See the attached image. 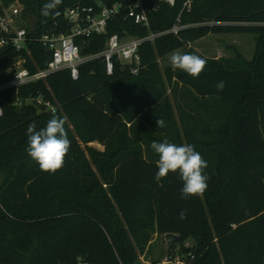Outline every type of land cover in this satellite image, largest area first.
<instances>
[{"label": "trees", "instance_id": "obj_1", "mask_svg": "<svg viewBox=\"0 0 264 264\" xmlns=\"http://www.w3.org/2000/svg\"><path fill=\"white\" fill-rule=\"evenodd\" d=\"M0 1L20 6L26 26L41 36L68 32V9L122 0H62L58 15L47 18L41 7L48 0ZM187 1L162 3L150 29L120 17L108 36L78 42L87 57L101 53L114 34L147 37L178 21L187 26L142 45L138 76L119 65L109 76L96 60L80 66L78 80L63 71L2 94L0 264H141L154 235L173 238L187 264H264V0H191L190 9ZM225 33L256 35L254 60L211 59L192 48ZM30 48L31 56L0 49V84L19 58L32 72L46 67L50 53L37 43ZM178 51L206 59L199 77L160 69L158 61ZM53 114L65 120L71 147L64 167L50 174L26 148L28 126L39 130ZM165 139L193 145L207 161L202 196L184 199L178 173L155 180L151 144ZM185 209L187 218L178 219Z\"/></svg>", "mask_w": 264, "mask_h": 264}, {"label": "built area", "instance_id": "obj_2", "mask_svg": "<svg viewBox=\"0 0 264 264\" xmlns=\"http://www.w3.org/2000/svg\"><path fill=\"white\" fill-rule=\"evenodd\" d=\"M162 3L174 6L176 0H122L111 7L102 4H98L97 7L78 6L66 10L64 14L69 26L68 32H48L38 36L30 30L29 26H26L20 6L17 4L6 6L0 1V49H13L18 53L31 56L30 45L37 43L50 53L46 67L34 72L25 67V58L16 60L11 68L2 74L4 77L10 76L11 79L7 83L0 84V98L11 89L18 92L25 86L46 81L51 75L63 71H70L73 80H78L80 66L96 60L104 63L109 76L115 73L117 65L123 70H128L132 75L138 76L142 69L140 50L143 44L153 42L156 38L167 34L178 35L180 31L188 27L182 26L178 21L171 30L158 34L152 33L147 37H135L128 32H124L123 35L114 34L108 37L105 49L101 53L87 57L82 56V46L78 42H86L93 37L108 36L110 24L120 17L150 29ZM191 4V0L187 1L185 8L190 9ZM70 25L73 26L70 27ZM41 98L38 96L30 97L25 101L18 100L15 106L23 107ZM0 108L3 109L1 103ZM3 115L4 109L0 117Z\"/></svg>", "mask_w": 264, "mask_h": 264}, {"label": "clouds", "instance_id": "obj_3", "mask_svg": "<svg viewBox=\"0 0 264 264\" xmlns=\"http://www.w3.org/2000/svg\"><path fill=\"white\" fill-rule=\"evenodd\" d=\"M62 0H48L41 7V15L45 18L56 14L54 10ZM46 22V21H45ZM207 61L197 54H173L171 65L173 68L183 70L193 78L199 77L206 67ZM17 79L20 78L17 76ZM225 82L219 81L216 85L218 91H223ZM3 109L0 108V115ZM158 127H164L165 121L159 118ZM65 120L53 114L46 126L37 130L36 124L28 126L27 154L34 160L41 171L55 174L65 165L66 156L71 147L65 129ZM151 148L158 154L155 180L160 182L169 173H178L183 182L181 194L184 199L192 196H202L208 187L209 176L205 174L208 163L191 144L178 145L165 139L163 142L153 141ZM187 218V210H181L178 219Z\"/></svg>", "mask_w": 264, "mask_h": 264}, {"label": "rangeland", "instance_id": "obj_4", "mask_svg": "<svg viewBox=\"0 0 264 264\" xmlns=\"http://www.w3.org/2000/svg\"><path fill=\"white\" fill-rule=\"evenodd\" d=\"M192 48L206 58L220 59L239 55L247 62H252L257 51V36L239 33L210 34L192 45ZM177 53L181 54L182 51L174 54ZM172 55L158 61L162 71L172 67ZM46 108L50 110L52 106L46 105ZM93 147L102 150L101 146L97 144H94ZM189 245H191L190 242ZM173 248H175L173 238L154 235L152 242L147 245L145 253L140 256L139 262L141 264H181L183 262L187 264L186 258L180 256L178 248Z\"/></svg>", "mask_w": 264, "mask_h": 264}, {"label": "crops", "instance_id": "obj_5", "mask_svg": "<svg viewBox=\"0 0 264 264\" xmlns=\"http://www.w3.org/2000/svg\"><path fill=\"white\" fill-rule=\"evenodd\" d=\"M95 144H97V143H95ZM94 144H92L91 146H93ZM97 145H99V144H97ZM99 146H101V145H99ZM101 148H102V150L101 151H103L104 150V148L101 146Z\"/></svg>", "mask_w": 264, "mask_h": 264}, {"label": "water", "instance_id": "obj_6", "mask_svg": "<svg viewBox=\"0 0 264 264\" xmlns=\"http://www.w3.org/2000/svg\"><path fill=\"white\" fill-rule=\"evenodd\" d=\"M73 25H70V27H72Z\"/></svg>", "mask_w": 264, "mask_h": 264}]
</instances>
